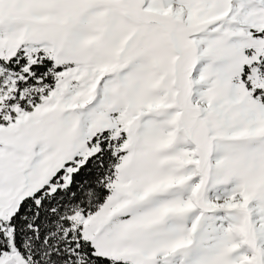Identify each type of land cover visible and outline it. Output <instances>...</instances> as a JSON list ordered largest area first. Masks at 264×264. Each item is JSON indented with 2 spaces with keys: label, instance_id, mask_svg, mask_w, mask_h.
Instances as JSON below:
<instances>
[{
  "label": "snow or ice",
  "instance_id": "1",
  "mask_svg": "<svg viewBox=\"0 0 264 264\" xmlns=\"http://www.w3.org/2000/svg\"><path fill=\"white\" fill-rule=\"evenodd\" d=\"M0 264H264V0H0Z\"/></svg>",
  "mask_w": 264,
  "mask_h": 264
}]
</instances>
